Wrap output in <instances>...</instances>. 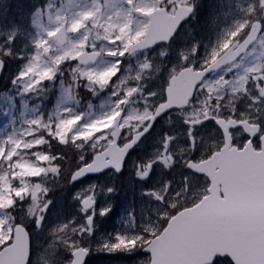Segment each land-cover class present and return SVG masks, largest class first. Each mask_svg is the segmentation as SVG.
I'll list each match as a JSON object with an SVG mask.
<instances>
[{
	"label": "rangeland",
	"instance_id": "1",
	"mask_svg": "<svg viewBox=\"0 0 264 264\" xmlns=\"http://www.w3.org/2000/svg\"><path fill=\"white\" fill-rule=\"evenodd\" d=\"M195 1V22L172 49L128 55L158 2L127 8L118 0H0V58L8 65L0 90V248L21 223L33 233L31 264H68L79 247L91 251L89 264H148L141 249L168 214L205 193L204 180L186 164L205 161L221 145L215 124H202L206 117L222 119L220 110L241 120L264 117V35L238 68L207 82L195 111L157 125L140 149L145 162L133 156L126 175L72 184V172L61 180L47 154L61 144L74 164H88L112 143L124 104L119 128L121 143L129 142L166 102L168 80L184 62H214L256 22L264 29V0ZM62 25L68 40L59 46L52 37ZM90 46L102 52L98 62L75 64Z\"/></svg>",
	"mask_w": 264,
	"mask_h": 264
},
{
	"label": "water",
	"instance_id": "2",
	"mask_svg": "<svg viewBox=\"0 0 264 264\" xmlns=\"http://www.w3.org/2000/svg\"><path fill=\"white\" fill-rule=\"evenodd\" d=\"M193 14V8L180 7L168 16L163 9L150 14V23L144 39L131 48V53L147 50L157 44H167L179 27ZM66 29L62 27L54 39L66 42ZM260 32L253 25L250 36L234 53L232 48L202 72L186 69L172 78L166 89V102L157 108L146 129L137 133L123 146L118 142L123 117L120 113L113 125L112 143L92 161L76 170L72 184L85 178L109 171L120 175L132 150L150 132L155 121L173 109H183L192 98L195 87L210 73L220 70L236 60L256 40ZM100 53L84 52L78 57L82 66L94 64ZM5 63L0 59V79ZM246 131L247 124H236ZM223 131L234 127L218 124ZM187 168L210 182L208 196L193 208L176 214L162 234L153 239L142 251L150 256V264H211L216 257H228L233 264H264V152H254L249 146L243 151L224 147L210 160ZM89 251L78 249L72 254L71 264H86ZM30 238L25 229L17 226L14 242L0 253V264H28Z\"/></svg>",
	"mask_w": 264,
	"mask_h": 264
},
{
	"label": "flooded vegetation",
	"instance_id": "3",
	"mask_svg": "<svg viewBox=\"0 0 264 264\" xmlns=\"http://www.w3.org/2000/svg\"><path fill=\"white\" fill-rule=\"evenodd\" d=\"M121 1H125V2H127V3H131V4H135V3H137L139 0H121ZM144 1V0H143ZM148 2H152V3H157L158 1L157 0H147ZM192 2H196L195 0H191ZM180 3H183V0H162V1H159L158 2V4H161V6H164L166 9H167V11H168V13H172V4H179V5H181ZM138 4V3H137ZM185 30V29H184ZM184 30H182V32L184 31ZM178 36H179V34L177 35V37L176 38H178ZM245 37V36H244ZM244 37H242V38H238V37H235L234 38V40L231 42V44H233V43H236V42H241L243 39H244ZM176 40V39H175ZM175 40L172 42V44L175 42ZM170 45L171 46V48H173L176 44H173V45ZM91 47H93V46H90L89 48H87L86 50H89ZM95 47V49H97V50H99V48L97 47V46H94ZM181 54H185L184 52H180ZM245 57H246V55H245ZM244 57V58H245ZM242 62H244V60H239L237 63H235L234 64V66L232 65V67H230V68H234V67H238V65L239 64H241ZM184 64V66H186V65H193V67L194 68H196V67H199V65H194L192 62H184L183 63ZM229 67H227V68H225V69H223V70H221V71H219V72H217V73H214V74H212L210 77H208V79L204 82V84L198 89V93H199V91H201V93H202V88L207 84V82L208 81H210L213 77H215L216 76V74H218V73H220V72H224L226 69L228 70V69H230ZM196 69H200V68H196ZM178 73V72H177ZM225 73V72H224ZM223 73V74H224ZM259 79H261L262 81V83H264V80L262 79V77L261 76H259ZM226 81H228V80H226ZM220 82V81H219ZM219 82L217 81V82H215V87H217L218 88V84H219ZM217 85V86H216ZM230 89V88H229ZM225 111H228V110H225ZM222 112V114H223V117L222 118H225L226 120H228V119H233V118H235V119H237V120H241V119H239L235 114H228L227 112H223V110H220V112L219 113H221ZM243 120V119H242ZM243 121H248V120H243ZM248 122H250V124H253V126H255L258 130H254V131H252V132H256L255 133V137L251 140V144H252V146L253 147H255L256 149H258V148H261V146H262V144H261V137H264V117H262V118H260L259 120H257V121H248ZM231 135H232V145L234 146V147H237V148H241V147H243V145L246 143V141H247V136L243 133V131L242 130H240V129H235V130H233L232 132H231Z\"/></svg>",
	"mask_w": 264,
	"mask_h": 264
},
{
	"label": "trees",
	"instance_id": "4",
	"mask_svg": "<svg viewBox=\"0 0 264 264\" xmlns=\"http://www.w3.org/2000/svg\"><path fill=\"white\" fill-rule=\"evenodd\" d=\"M8 67L7 63H6V68ZM150 136L151 134L148 135V137L146 138L145 141H143V143L140 145V147L138 148V150L134 151V154L133 156H137L139 159H142V162H145L144 160V154H143V151L140 150L141 149V146L147 141L150 139ZM53 143V142H52ZM51 143V144H52ZM140 150V151H139ZM72 151V150H71ZM139 151V152H138ZM47 154H50V157L51 159H53V163L57 166V168L59 169V173H60V179L61 180H64L65 179V175H67L69 172H73L74 170L78 169L80 167V163H73L72 160L74 159L75 161V155L74 153L70 152V149H67V147H64L62 146L61 144H57V146H52L50 147L49 149V152H47ZM149 153L146 154V157L148 156ZM73 159H70L72 158ZM68 163V164H67ZM176 167V166H174ZM183 167L181 166L179 170H181ZM129 169V166L127 165V167L125 168L124 172H123V175H126L125 173H127ZM172 169V167H171ZM176 169V168H175ZM174 169V170H175ZM182 172H186V170H184V168L182 169ZM122 175V176H123ZM181 177L182 175L179 174ZM189 205H186L185 207H188ZM136 207H134L135 209ZM184 208V207H183ZM177 211H175L174 209L170 212V214H168V218L172 217ZM167 220H164L161 224V228L159 231H161L166 223H167ZM89 264V263H88Z\"/></svg>",
	"mask_w": 264,
	"mask_h": 264
}]
</instances>
